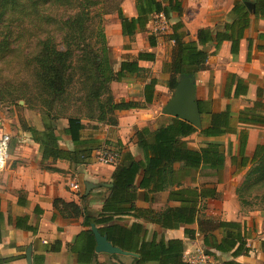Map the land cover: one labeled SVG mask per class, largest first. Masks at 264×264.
I'll use <instances>...</instances> for the list:
<instances>
[{
  "label": "trees",
  "instance_id": "1",
  "mask_svg": "<svg viewBox=\"0 0 264 264\" xmlns=\"http://www.w3.org/2000/svg\"><path fill=\"white\" fill-rule=\"evenodd\" d=\"M124 0H0V53L10 50V27L13 18L19 21L37 18L40 25L37 30V39L34 53L31 55L29 65L32 66L35 83L40 91L39 96L46 105L42 113V129L28 126L21 122L23 132L30 135L31 140L38 145L41 163L51 160L66 161L71 166H85L90 163L92 153L101 147V141L93 135H85L87 122L114 126L117 124L116 112L132 109L137 103L114 101L110 84L122 82L128 77H141L148 71L138 65L139 61H153L154 53H139L135 58L123 60L117 70L110 63L107 49L104 45V34L100 29L102 16L116 14L120 23L121 35L132 39L136 33L145 32L151 15L164 13L167 19L172 13L181 14V4L178 0H135L136 18H128L121 7ZM250 2L254 5L251 12L245 5ZM48 6H61L73 11L66 19L55 18L41 13V9ZM232 14L235 19L224 24L221 30L201 28L197 31L196 41H186L187 33L181 31V23L171 27L168 39L174 42L170 60L162 66V72L168 75L165 85L173 94L181 77H194L196 73L206 69L205 64L209 54L205 49L213 44L217 51L224 41L231 43V53L238 52L239 42L244 32L250 26L251 17L255 20L264 19V0H239L234 3ZM259 39L264 40V34ZM148 43L151 48L156 46L155 37L149 35ZM99 45L100 47H96ZM250 45V44H249ZM264 50V46H258ZM77 78V79H76ZM81 86L82 95L75 99L84 107L83 116H65L66 128L58 129L56 122L60 119L55 114L63 105L71 103L74 84ZM157 80L149 78L144 86V102L151 104L154 97V88ZM0 91V103L4 100ZM60 103L58 109L55 104ZM81 112V111H80ZM200 114L201 109L199 108ZM251 110L241 111L248 115ZM251 122L264 124V118ZM229 111L211 114L208 123H203L196 129L191 124L178 118L170 117L167 124L154 130L147 127L135 129L134 143L141 153L142 160L137 161L129 152H121L119 148V161L114 166L111 176V187L106 188L107 197L104 199L102 209L97 215L81 209L73 203H64L55 200L54 207L61 205L68 216L83 214V226L87 230L80 232L74 242L68 245L77 264H91L96 257L95 240L90 231L91 225L98 228L102 235L115 247L135 253L137 258L134 264H145L150 260H158L160 264H190L180 260L183 250L180 241L167 242L154 240L146 242L140 239L142 229L138 224L121 226L117 223L119 218L129 214L140 217L142 213H151L150 210L137 209L134 202L137 190L149 193H158L162 190L163 182L169 179L176 189L170 192L168 200L179 202L178 207H167L155 219L164 228H177L190 225L197 219L199 200L214 198L215 188L184 186L186 181L195 183V174L203 171L220 173L225 164V148L218 142L206 141L198 149L188 146L185 138L198 133L205 139L223 136L235 132L231 127ZM96 125L91 127L96 131ZM69 137L71 149L61 148L60 136ZM242 144V142H241ZM110 150V149H108ZM234 162L233 159H231ZM238 166L243 169L249 163L242 156L238 158ZM141 176L138 186L135 185L137 176ZM236 195L242 208L255 209L264 206V146L258 145L250 160V167L244 175L242 183L236 189ZM84 198V197H81ZM1 204V199H0ZM22 205V203H20ZM15 224L16 228L34 232L28 225V217L12 218L10 214L4 216L0 207V243L5 233V226ZM199 232L203 235V245L216 252L225 253L235 248L233 255L245 251L244 237L241 225L235 222H215L211 219L198 220ZM220 229L225 236L218 243L208 242L211 232ZM189 238L194 237L192 231L186 230ZM59 252L60 243L54 242ZM264 255V241L261 242ZM211 255L209 251L204 250ZM109 258L117 259V255ZM12 257L0 256V264H9ZM228 264V263H224Z\"/></svg>",
  "mask_w": 264,
  "mask_h": 264
},
{
  "label": "crops",
  "instance_id": "2",
  "mask_svg": "<svg viewBox=\"0 0 264 264\" xmlns=\"http://www.w3.org/2000/svg\"><path fill=\"white\" fill-rule=\"evenodd\" d=\"M178 1L181 4V14L172 13L169 23L171 27L177 22L181 23V31L187 33L185 40L196 41L199 29L221 30L224 24L232 22L235 19L232 9L234 3L239 0ZM122 10L128 18H136L135 0H131V4L125 2ZM149 27L148 22L145 32H138L132 39H128L121 35L120 23L116 17L115 30L105 31L109 49L113 50L115 46V51L125 54L128 58H135L139 53L145 52L154 53L155 57L153 61L138 62V65L148 72L145 76L133 77L136 78L135 82L131 81V77L122 82H113L118 85V88L126 85L128 90V96L116 102H133L138 105L129 110L116 112V125L98 124L99 128L96 131L86 134L93 135L101 141L100 149L92 153L88 165L74 167L66 161L52 162L51 160L41 163L38 145L31 140L29 134L22 132L16 141L11 139L10 160L5 171L0 173V207L5 217L7 214H10L12 218L27 216L28 225L34 228V232L16 228L14 223L5 226V233L0 243V256L12 257L14 260L9 264H26L25 253L29 247L32 264H77L75 256L68 250V245L74 242L80 232L87 230L83 226V214L68 216L61 205L58 208L54 207L55 200L73 203L97 215L108 195L106 188H110L107 185L111 184L114 171V166L99 167L101 165L96 163L98 154L104 149L119 153L121 148V152H129L137 161H140L141 153L133 140L134 130L144 127L154 130L169 123L170 116L162 114V109L172 94L165 85L168 75L162 72V66L169 62L174 45L168 39L171 27L166 39L163 40L158 37L159 35L154 36L156 43L154 48H151L148 43ZM260 34H264V19L255 20L251 17L250 26L244 32L236 54L231 53L229 41L222 42L217 51L213 44L200 47L210 55L205 64L206 69L193 77L195 99L202 112L200 117L205 124L208 123L211 114L228 110L231 116V127L235 129V132L209 139L194 133L185 138L188 146L194 149H198L206 141L224 145L226 159L220 173L203 171V174H195L194 184L186 181L183 185L199 188L205 185L206 188H215L214 198L199 200L197 219L239 223L246 252L243 251L235 256L233 255L235 248L220 253L205 247L203 235L199 232L198 220L177 228L161 226L155 220L156 215L162 213L167 207L179 206V202L168 200L170 192L176 189L169 179L163 182L162 190L158 193L137 190L134 206L137 209L150 210L151 213H142L140 217H135L131 213L117 220L121 226L138 224L142 229L139 234L140 239L146 242L180 241L183 248L180 255L182 262L185 261V252L194 253L195 247H198L209 251L219 264H264V255L261 250V242L264 241V209L243 210L236 195V189L250 167V160L256 147L264 146V124L249 120L251 117L256 120L264 118V50L258 48L259 45L264 46V40L259 39ZM125 41H131L132 47H123ZM125 59L127 58L121 59L117 67L114 66L115 70ZM148 74L150 76L143 80V77ZM149 78L156 79L157 84L154 88L153 102L146 104L144 86ZM135 87L140 88L136 91ZM243 110H251V113L242 115V120H239ZM64 121L65 123L58 127L59 130L66 128L67 121ZM82 122L85 125L87 123L97 125L94 122ZM36 129L41 130L42 123L37 125ZM59 144L63 149L72 148L69 137L64 135L60 136ZM240 156L249 162L243 169L238 166ZM199 174L203 177L199 178ZM140 179L141 176H137L136 186ZM86 181L95 185L88 195L84 194ZM72 184H76L78 189L72 190ZM185 229L194 233L193 239L187 236ZM224 236L223 230L214 229L211 232L214 240L208 238V242L213 243L216 240L219 243ZM56 241L60 243L59 252H53ZM126 253L129 254L117 255V259H111L108 254L95 252L96 257L91 264H134L133 259L138 255ZM145 264L160 263L155 259Z\"/></svg>",
  "mask_w": 264,
  "mask_h": 264
},
{
  "label": "rangeland",
  "instance_id": "3",
  "mask_svg": "<svg viewBox=\"0 0 264 264\" xmlns=\"http://www.w3.org/2000/svg\"><path fill=\"white\" fill-rule=\"evenodd\" d=\"M125 2L131 4V0H124L121 4V7ZM41 13L55 18L62 17L63 19H66L73 13V11L66 7L48 6L41 9ZM102 18L103 22L100 25V29L105 36L104 45L107 46V55H109L108 57L110 63L114 68V66L117 67L121 59L128 57H125L126 55L119 51H115V46L113 50L109 49V41L105 31L107 29L110 31L115 30L116 14L112 13L102 16ZM39 25L40 21L37 18H30L24 21L22 19L21 22L17 19V17H14L13 23L9 29L10 34L12 33L11 37L8 39L10 42L9 44H11L10 50H6V53L3 54L0 53V91L5 97L3 102L0 103V126L3 127V129L10 135L13 141H16L23 132L21 129V122L36 128L37 125L42 123V113L46 111V105L39 96L40 91L38 89L37 83H35L32 66L29 65L31 55L35 50L37 33H40L37 30ZM166 35H168V33H161L158 37L163 38L164 40L166 39ZM130 43L131 41H125L123 47H132ZM96 47L100 46L96 45ZM147 76L150 75L148 74L146 77H143V80L147 78ZM135 79L136 78H132L131 81L135 82ZM143 80L141 79V81ZM113 84L114 83L110 84V88L112 95L113 92L115 93L113 95L114 101H118L119 99H122V97L128 96L126 85H123L122 88H118L116 83L114 85ZM139 88L140 87H135V90L138 91ZM72 95L73 98L71 103H67L63 105L62 109L56 110V115L61 118L65 116H83L84 107L75 101V99L81 97L82 95L81 86L79 84H74V91L72 92ZM59 104L60 103H56L54 109H58ZM64 120L65 119L63 118L58 120L56 122L57 127L60 128L63 123H65ZM83 121L87 122L85 119H83ZM92 126L93 124H86V129L84 130L85 135L94 131L91 129ZM96 127L97 128L95 130L99 128V125L97 124ZM192 142L195 143L194 141ZM9 160L10 158L8 159V162ZM96 163L101 165L99 166L100 168L107 166L99 163L97 159ZM200 174H203V172ZM200 177H203V175H200L199 178ZM260 205L259 207L264 209V206ZM246 209L247 208H243V210Z\"/></svg>",
  "mask_w": 264,
  "mask_h": 264
},
{
  "label": "water",
  "instance_id": "4",
  "mask_svg": "<svg viewBox=\"0 0 264 264\" xmlns=\"http://www.w3.org/2000/svg\"><path fill=\"white\" fill-rule=\"evenodd\" d=\"M246 7L253 12L254 5L250 2L245 3ZM162 114L178 118L191 124L194 128L200 129L201 117L199 112V106L195 99V86L193 77H181L174 90L171 98L164 105ZM107 186L111 187V184ZM85 195H88L90 190L95 187L90 182H84ZM90 231L92 232L95 240V252L97 254L104 253L108 255H128L121 249L114 247L107 239L105 235H101L98 229L91 225ZM26 264H32L31 261V248L29 247L25 253Z\"/></svg>",
  "mask_w": 264,
  "mask_h": 264
},
{
  "label": "built area",
  "instance_id": "5",
  "mask_svg": "<svg viewBox=\"0 0 264 264\" xmlns=\"http://www.w3.org/2000/svg\"><path fill=\"white\" fill-rule=\"evenodd\" d=\"M149 24V34L152 36L170 32L169 19H167L162 12L151 15ZM171 42L174 44L173 41ZM10 143V135L0 126V173L4 172L7 167ZM119 158V153L117 151L104 149L98 154L97 161L103 165L115 166ZM71 188L72 190H77L78 186L72 184ZM184 255L185 261L190 264H219L213 256L207 254L202 248L195 247L194 253L185 252Z\"/></svg>",
  "mask_w": 264,
  "mask_h": 264
}]
</instances>
